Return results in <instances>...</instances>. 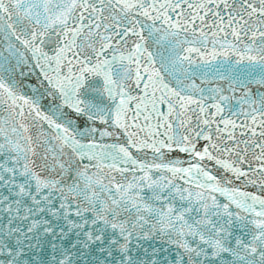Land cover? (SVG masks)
Listing matches in <instances>:
<instances>
[{"label": "snow or ice", "instance_id": "1", "mask_svg": "<svg viewBox=\"0 0 264 264\" xmlns=\"http://www.w3.org/2000/svg\"><path fill=\"white\" fill-rule=\"evenodd\" d=\"M0 264H264V0H0Z\"/></svg>", "mask_w": 264, "mask_h": 264}]
</instances>
